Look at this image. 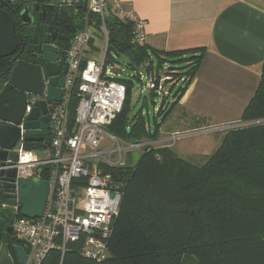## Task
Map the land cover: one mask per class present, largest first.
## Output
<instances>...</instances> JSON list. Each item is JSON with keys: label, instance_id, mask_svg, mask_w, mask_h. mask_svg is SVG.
I'll list each match as a JSON object with an SVG mask.
<instances>
[{"label": "trees", "instance_id": "obj_1", "mask_svg": "<svg viewBox=\"0 0 264 264\" xmlns=\"http://www.w3.org/2000/svg\"><path fill=\"white\" fill-rule=\"evenodd\" d=\"M108 30L107 61L111 51H133L128 65L137 67L150 52L157 67L166 62L177 65L190 79L202 62L200 49L152 52L147 44H134L132 23L117 16L108 18ZM68 46L69 42L66 50ZM10 67L8 59H0L1 84L8 80ZM118 80L126 84L127 95L109 127L125 140L156 138L190 82L151 120L132 112L135 81ZM77 104H71L72 120ZM241 122L224 132L221 145L204 164L163 146L146 150L136 166L117 167L115 177L127 185L114 220L109 257L103 262L87 259L79 245L71 243L63 259L52 252L43 264H184L183 255L190 253L197 257L194 264H264V66ZM13 241L19 243L14 237ZM10 253L14 262L16 254L12 249Z\"/></svg>", "mask_w": 264, "mask_h": 264}, {"label": "built area", "instance_id": "obj_2", "mask_svg": "<svg viewBox=\"0 0 264 264\" xmlns=\"http://www.w3.org/2000/svg\"><path fill=\"white\" fill-rule=\"evenodd\" d=\"M74 2L85 4L86 8L65 52V85L62 99L55 103L52 113L51 147L46 149L45 157L39 158L34 150L24 149L21 143L18 161L0 166V169L15 167L17 183L33 177L49 182V195L41 217L24 216L19 197L16 204L11 205L14 238L26 249V264H43L54 251L63 259L71 243L79 245L85 258L105 261L110 255L109 240L127 185L126 181L115 177L114 170L127 164L128 151L144 153L173 146L183 137L177 132L164 131L162 125L158 132L163 136L158 137V134L154 139L125 140L106 131L122 111L127 95L126 84L115 77L119 71L106 59L108 18L123 16L130 21L132 42L138 46L147 44L145 21L133 10L125 9L119 0ZM94 29H98L104 38V55L99 60L85 61ZM153 59L149 52L143 63L132 67L133 75L128 78L140 82L141 95L145 92L161 96V106L166 107L188 84L190 76L185 68L167 62L157 67ZM167 85H170L168 90ZM74 100L78 104L72 120L70 109ZM34 103V99H28L25 116L31 113ZM160 107L155 108L156 115ZM106 138L110 144L102 147Z\"/></svg>", "mask_w": 264, "mask_h": 264}, {"label": "crops", "instance_id": "obj_3", "mask_svg": "<svg viewBox=\"0 0 264 264\" xmlns=\"http://www.w3.org/2000/svg\"><path fill=\"white\" fill-rule=\"evenodd\" d=\"M119 1L145 21L150 51L202 50L200 67L163 121L164 131L209 125L221 131L241 122L264 66V0ZM89 50L85 61L102 58Z\"/></svg>", "mask_w": 264, "mask_h": 264}, {"label": "water", "instance_id": "obj_4", "mask_svg": "<svg viewBox=\"0 0 264 264\" xmlns=\"http://www.w3.org/2000/svg\"><path fill=\"white\" fill-rule=\"evenodd\" d=\"M76 8L85 9L83 3H77ZM31 8L25 6L17 19L18 23L30 25L33 18ZM45 27L40 50H42V64H32L26 60L18 59L19 55L11 60V67L8 81L3 86L0 83V166L15 164L19 155L13 151L21 142L24 149H40L39 144L33 145L31 141L35 135L43 132L42 119L36 115L37 109H33L28 116H25L28 105V93L41 94L44 85V76L49 79L48 101L59 102L62 99L65 77L60 76V58L65 52L60 51L56 45L55 37L48 39ZM22 30L16 29V20L10 12L0 8V59L13 56L18 48V39L23 40ZM60 40L62 37L59 38ZM34 51V46L28 48ZM128 58L133 57V51L125 54ZM15 86L18 89L16 95H12L10 88ZM37 103L36 105H38ZM51 144V143H50ZM144 153L140 150H131L126 154L127 163L138 165ZM0 174L5 175L4 180H16L17 169L1 168ZM19 202L22 205V214L29 218L41 217L46 206L49 195V182L40 177L21 179L18 183ZM7 203L16 204L14 196L6 194ZM13 229L12 227H10ZM9 229V228H8ZM11 231L12 230H8ZM11 249L16 253L20 264H26L27 252L20 244H1L0 230V264H14L10 255Z\"/></svg>", "mask_w": 264, "mask_h": 264}, {"label": "flooded vegetation", "instance_id": "obj_5", "mask_svg": "<svg viewBox=\"0 0 264 264\" xmlns=\"http://www.w3.org/2000/svg\"><path fill=\"white\" fill-rule=\"evenodd\" d=\"M25 6L30 7L32 11L31 15L33 18L30 25H23L21 22H17V19H19L18 15ZM0 8H4L10 12L12 17L16 20V29L20 25L23 36V40L18 39V48L15 54L3 59H8L11 62L14 56L19 55L18 59L26 60L35 65L42 64L43 62L42 50H40V47L43 45L42 37L45 27H47L45 36L47 35L48 39L55 37L58 49L66 52L64 46L69 42L71 36L77 30L84 12L83 9L77 12L74 0H0ZM60 37H62L61 40L59 39ZM30 45L34 46V51L28 49ZM64 59L65 54L60 58V76L63 77L66 69ZM0 79L3 80V76ZM43 81L44 85L41 94L28 93L27 95L28 99H34L35 101L33 109H37L38 106V109L35 112L38 118L42 119V125L44 126L43 132L33 137V139L37 141L31 142L33 145H41V148H50L53 140L52 113L56 108V102L48 101L49 79L44 76ZM5 83L2 85L4 86ZM2 87L0 88V91L2 90ZM10 92L12 95H16L18 89L13 86L10 88ZM37 103L39 104L36 105ZM20 144L21 142L15 147V149H13V151L18 153ZM35 150L36 149H34V151ZM3 177H5V175L0 174L1 244H14L13 229L10 228L12 227L11 222L14 218V214L11 204L7 203L6 194L13 195L17 202L19 197L17 189L18 183L17 177L16 180L14 179L10 181L4 180ZM8 230H12V232Z\"/></svg>", "mask_w": 264, "mask_h": 264}, {"label": "rangeland", "instance_id": "obj_6", "mask_svg": "<svg viewBox=\"0 0 264 264\" xmlns=\"http://www.w3.org/2000/svg\"><path fill=\"white\" fill-rule=\"evenodd\" d=\"M112 5L110 6V9ZM110 29V27H109ZM104 38L101 35L98 29H94L93 34V42L89 47L90 52H94L96 56L102 57L104 55ZM112 56H110L108 60V64L111 67H114L115 70H119L118 73H115V77L120 79H129L128 77L133 75V69L128 65L130 59L124 55L123 53H116L111 51ZM156 61L155 57L153 59ZM142 71H145V68L142 67ZM170 85H167V90ZM141 93V84L138 81L134 82V88L132 90L130 96V105L132 107V112L135 114H139L140 116H144L148 119V115L152 120V117L155 116V108L157 106H161V96H151L149 93ZM145 97L147 100H145ZM143 114V115H142ZM161 116H158L160 119ZM153 125V121H151ZM242 122L235 123L232 125H228L229 127H233L236 125H241ZM220 125H209L205 128L199 129H188L185 127H178L177 135H186L184 137L179 138L175 141V144L172 146L178 154L182 157L187 158L196 164H204L209 155L214 153L215 150L221 145V140L224 136V132L228 130L227 127H224L221 131H215V128H219ZM107 132H112L110 127H106ZM144 139V138H143ZM110 144L109 138H106L102 142V147H105ZM47 148H40L35 150V154L39 158H43L47 155ZM191 154V155H190ZM56 252V251H54ZM51 256H56L54 253ZM183 263L184 264H194L197 257L190 254L183 255ZM14 264H19L18 258L16 257Z\"/></svg>", "mask_w": 264, "mask_h": 264}, {"label": "bare ground", "instance_id": "obj_7", "mask_svg": "<svg viewBox=\"0 0 264 264\" xmlns=\"http://www.w3.org/2000/svg\"><path fill=\"white\" fill-rule=\"evenodd\" d=\"M12 223V222H11ZM13 228V227H12ZM16 254V253H15ZM10 255H11V253H10ZM12 257V256H11ZM16 257H17V255H16Z\"/></svg>", "mask_w": 264, "mask_h": 264}]
</instances>
